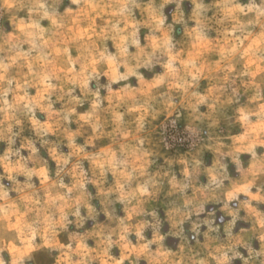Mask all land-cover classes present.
Returning <instances> with one entry per match:
<instances>
[{
    "label": "rangeland",
    "instance_id": "1",
    "mask_svg": "<svg viewBox=\"0 0 264 264\" xmlns=\"http://www.w3.org/2000/svg\"><path fill=\"white\" fill-rule=\"evenodd\" d=\"M258 10L0 0V260L264 264Z\"/></svg>",
    "mask_w": 264,
    "mask_h": 264
},
{
    "label": "clouds",
    "instance_id": "2",
    "mask_svg": "<svg viewBox=\"0 0 264 264\" xmlns=\"http://www.w3.org/2000/svg\"><path fill=\"white\" fill-rule=\"evenodd\" d=\"M252 9L250 8L249 11H251ZM241 11H243V9H241ZM261 12V15H264V10H258ZM169 68H171V65L169 64ZM120 79H124V77H120ZM238 191H247V189H238ZM234 198L233 196H229V199ZM253 199H255V197H253ZM227 261V257L225 256L221 261L220 264H226ZM0 264H4L3 260H0ZM200 264H204L203 261L200 262Z\"/></svg>",
    "mask_w": 264,
    "mask_h": 264
}]
</instances>
